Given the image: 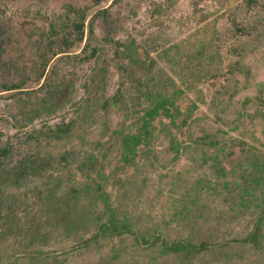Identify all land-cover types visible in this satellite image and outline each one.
Returning <instances> with one entry per match:
<instances>
[{
  "label": "rangeland",
  "instance_id": "rangeland-1",
  "mask_svg": "<svg viewBox=\"0 0 264 264\" xmlns=\"http://www.w3.org/2000/svg\"><path fill=\"white\" fill-rule=\"evenodd\" d=\"M246 1L0 0V146L11 144L0 160V197L13 210L0 230V264H264V0ZM71 6L107 7L95 19L98 52L89 60L65 15ZM107 36L174 81L167 94L179 114L156 119L152 141L133 149L122 138L141 128V112L102 109L121 63ZM200 46L209 75L199 81L186 72L185 52ZM99 64L108 72L97 86L90 75ZM10 84L19 88L4 90ZM65 150L94 156L98 167L55 168ZM43 183L52 191L36 202L32 189ZM110 217L134 235L99 234ZM255 228L258 239L244 242ZM155 236L210 248L168 253L144 243Z\"/></svg>",
  "mask_w": 264,
  "mask_h": 264
},
{
  "label": "trees",
  "instance_id": "trees-1",
  "mask_svg": "<svg viewBox=\"0 0 264 264\" xmlns=\"http://www.w3.org/2000/svg\"><path fill=\"white\" fill-rule=\"evenodd\" d=\"M100 1L102 0H94V3H99ZM168 1L172 2L173 0ZM246 2L250 8L254 7L258 3L257 0H247ZM88 9L89 8L87 6H71L68 11L69 15L67 13L65 14L67 15V19L69 20V25L74 32L75 39L82 43L81 51L84 53V57L87 60L95 57L98 52V47L92 44L95 36V19L100 17H107L108 15L107 7L98 6L90 13L87 12ZM255 24H258V19H252L251 25L248 26V23L246 22L244 26H248L249 30L253 32ZM259 24H261V26L262 24H264V8ZM58 25L59 24L57 22H51L49 24L48 32H54L57 29ZM106 40L112 42L115 45L116 50L114 51V55H116V57L121 60V63L117 68L119 74V86L111 95L105 96V99L102 102V109L104 111H108L111 108H115L116 110H120L123 114H139L141 112V128L137 127L135 133L123 136L122 143L130 149H133L132 147H135L142 142H144L145 144H149L153 138L152 131L155 128L154 121L157 119V122H159L164 117L171 118L175 115H178L180 112L179 104L176 103L175 98H172V96H169V94H167V90H169L173 86L174 81L172 79H162V77H160L161 73L158 75H153V68L155 67L156 63L152 58L147 61L145 58L139 57L140 54L138 53L137 56L136 54L134 55L125 44H122L112 36H107ZM200 47L202 48H197L193 51L185 52V58L188 61L186 63V72L189 75L194 76L199 81L204 80V78L208 77L209 75V70L202 66V57L205 50L203 46ZM161 51L167 58H169L172 54L170 48L167 47L162 48ZM55 55L56 53H54L52 57H54ZM194 59L195 61L193 62ZM47 65V62L43 63V65L41 66L43 71L45 70V67ZM107 72L108 68L104 65L99 64L93 68L90 77L93 78L92 81H96V85L99 86L100 83L103 84L105 82V75ZM41 74H43V72H41ZM157 76L160 78V83L156 82ZM96 78L98 79V81L96 80ZM18 88L19 86L10 84V87H5L4 90L16 91ZM261 94L262 96H258V102H260L258 103V106L260 107L264 106V92ZM64 127L65 128L63 129H66L65 131L69 130L68 128H66L67 126ZM10 153V142H6L0 146V157H2V159H0L1 161L5 160V158ZM96 160L97 159L91 155H89L86 159L78 160L75 158V153L73 152V150H65L64 152L59 154L57 158L53 159V161L55 162V168H58L60 166L62 168H67L70 167L73 162H76L75 167L80 171L83 170L84 167L88 168L89 170H96L95 166L98 167V165L96 164ZM32 165L33 163L29 162V164H25V166L23 167L30 168ZM15 181H21L20 177L16 176ZM65 181V177L62 176V178H59L57 180L56 184L63 185ZM32 191V193H34L36 202L43 203L48 199L47 196L52 190L50 189V187L43 183L35 186L34 190L32 189ZM11 207V202H6L4 198L0 197V230H4L6 225L9 224L10 220L12 219L13 210H11ZM100 225L101 226L99 227V234L102 232L103 234H105L104 232H107L110 235L116 236L124 233L134 235V231L129 224L121 223V225H119L118 220L113 217H110L109 220L103 219L100 222ZM259 231L260 229L255 228L242 240L244 242L250 241L254 243L258 239V236L260 234ZM97 236L98 235L95 234L94 236L81 238V242L79 243V245L88 246L92 241L96 240ZM139 239L143 240L142 237H140ZM144 243H148L150 245L160 243L168 253H176L186 256H190L210 248L208 242L205 240L195 242L191 241L189 238H178L168 241L163 237L155 236L152 240Z\"/></svg>",
  "mask_w": 264,
  "mask_h": 264
}]
</instances>
